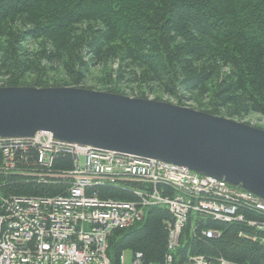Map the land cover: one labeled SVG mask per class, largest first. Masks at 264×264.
<instances>
[{
  "label": "trees",
  "instance_id": "obj_1",
  "mask_svg": "<svg viewBox=\"0 0 264 264\" xmlns=\"http://www.w3.org/2000/svg\"><path fill=\"white\" fill-rule=\"evenodd\" d=\"M97 67L91 78L99 89L81 86ZM0 79L2 87H73L122 96L127 86L139 99L150 91L177 106L191 100L194 110L212 116L264 119V0H0ZM70 168L69 157L54 163L56 171ZM61 191L59 184L0 176V197H54ZM96 193L134 201L124 188ZM171 222L166 210L151 207L140 223L113 231L110 263L129 251L140 253L143 264H164ZM206 230L221 235L206 239ZM252 233L245 223L191 217L172 264L197 256L264 264V250L247 239Z\"/></svg>",
  "mask_w": 264,
  "mask_h": 264
},
{
  "label": "built area",
  "instance_id": "obj_2",
  "mask_svg": "<svg viewBox=\"0 0 264 264\" xmlns=\"http://www.w3.org/2000/svg\"><path fill=\"white\" fill-rule=\"evenodd\" d=\"M59 156L70 158V169H54ZM13 174L59 184L62 191L54 197H0V264H111L110 234L141 222L147 207L166 208L172 218L164 264H171L180 230L191 217L242 223L246 213L254 214L255 232L247 239L264 250V200L183 167L67 144L38 132L32 138H0V176ZM120 183H136L137 201L99 199L94 192ZM201 235L217 239L221 233ZM124 253L116 264H125ZM129 264H142L141 254H131ZM186 264L233 263L197 256Z\"/></svg>",
  "mask_w": 264,
  "mask_h": 264
},
{
  "label": "water",
  "instance_id": "obj_3",
  "mask_svg": "<svg viewBox=\"0 0 264 264\" xmlns=\"http://www.w3.org/2000/svg\"><path fill=\"white\" fill-rule=\"evenodd\" d=\"M59 142L154 159L264 200V131L165 102L67 87H0V138Z\"/></svg>",
  "mask_w": 264,
  "mask_h": 264
},
{
  "label": "rangeland",
  "instance_id": "obj_4",
  "mask_svg": "<svg viewBox=\"0 0 264 264\" xmlns=\"http://www.w3.org/2000/svg\"><path fill=\"white\" fill-rule=\"evenodd\" d=\"M109 66L111 67V69L113 71L117 69V64H111ZM97 71H98V67L90 69L91 74H89L85 78V80L82 82L81 86L88 87V86L95 85L97 87V89H99L100 85L95 84V82L91 78V75L95 74ZM2 85H3V81L0 79V87H2ZM70 88H73V87H70ZM77 89H81V88H77ZM121 90L124 91V93L126 94L125 96L129 97V98H136L138 95L137 90H133V92H132L129 90V88H127V86L121 87ZM156 97H159L160 102H165V103H169L172 105H176L175 101L171 100V98L167 97L166 95H160V94H156V93H153L150 91L145 92V98H147L146 100H155ZM179 107L189 108V109L195 108L194 103L191 100L183 103L182 106H179ZM195 111H197V110H195ZM199 112H202V111H199ZM229 120H231V119H229ZM233 121L246 124V125L251 126L253 128L261 127L262 129H264V119H262L260 116H257V115H247L244 118H242L240 121H237V120H233ZM130 257H131V253L129 251H126L124 253L125 264H129Z\"/></svg>",
  "mask_w": 264,
  "mask_h": 264
},
{
  "label": "bare ground",
  "instance_id": "obj_5",
  "mask_svg": "<svg viewBox=\"0 0 264 264\" xmlns=\"http://www.w3.org/2000/svg\"><path fill=\"white\" fill-rule=\"evenodd\" d=\"M67 88H70V87H67ZM77 89V88H76ZM106 152H110V151H106ZM115 153V152H114ZM59 157H61V156H59ZM136 157V156H135ZM139 158H141V157H139ZM58 159V157L56 158V160ZM55 160V161H56ZM151 160H154V159H151ZM155 161H157V162H161V161H158V160H155ZM55 163V162H54ZM161 163H164V164H167V165H173V164H168V163H165V162H161ZM173 166H176L177 167V165H173ZM178 167H181V166H178ZM183 168H185V167H183ZM187 169V168H186ZM188 170V169H187ZM195 174V173H194ZM195 175H197V174H195ZM198 176H200V175H198ZM201 177H206V176H201ZM177 182H180V181H177ZM229 185V184H228ZM229 186H231V185H229ZM106 187H119V188H124V189H126V190H129L130 191V193L134 196V201H131V202H135V201H137V197H136V195L134 194V189H135V187H136V183L134 184V183H120V184H118V185H113V186H106ZM232 187H234V186H232ZM100 188H102V187H100ZM97 189H99V188H95L94 189V192L96 193V190ZM97 194V193H96ZM98 197V196H97ZM3 198H8V197H4L3 196ZM99 198V197H98ZM100 199V198H99ZM148 208H151V207H147L146 209H148ZM161 208V207H160ZM145 209V210H146ZM162 209H164V210H166L168 213H169V211L166 209V208H162ZM145 210H144V215H145ZM170 214V213H169ZM144 218V217H143ZM189 219V218H188ZM143 220V219H142ZM211 221H213V222H218V223H222V224H233V223H223V221H221V220H219V219H214V218H212V219H210ZM140 223V222H139ZM186 223V222H185ZM187 223H188V220H187ZM187 223L186 224H184V226L182 227V229L180 230V234H179V241H180V237H181V233H182V231H183V229L185 228V226L187 225ZM242 223H245L246 224V226L248 227V228H250V229H252L253 230V233L255 232L254 231V229L256 228L255 227V225H254V221L253 220H245V218L243 217V220H242ZM137 224V223H136ZM135 225V224H134ZM133 226V225H132ZM131 226V227H132ZM131 227H129V228H131ZM129 228H127V229H129ZM167 228H168V226H167ZM123 230H126V229H123ZM194 230V229H193ZM210 231H217V230H210ZM111 235V234H110ZM110 237V236H109ZM220 237V236H219ZM248 237V236H247ZM179 241H178V244H179ZM107 244H108V241H107ZM107 249H108V247H107ZM107 251V250H106ZM131 254H134V253H132V252H130ZM140 254V253H139ZM106 255H107V252H106ZM142 256V255H141ZM191 258H194V257H191ZM191 258H189V259H191ZM143 259V258H142ZM172 259H173V257H172ZM208 260V259H207ZM189 261V260H188ZM209 262H225V263H230V262H228V261H226V260H224L223 258H218V259H209ZM142 264H143V260H142ZM171 264H172V262H171Z\"/></svg>",
  "mask_w": 264,
  "mask_h": 264
}]
</instances>
